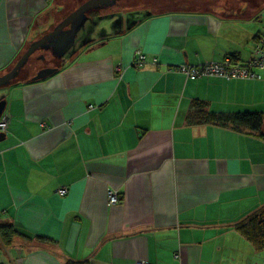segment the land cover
Masks as SVG:
<instances>
[{
    "label": "crops",
    "instance_id": "obj_1",
    "mask_svg": "<svg viewBox=\"0 0 264 264\" xmlns=\"http://www.w3.org/2000/svg\"><path fill=\"white\" fill-rule=\"evenodd\" d=\"M56 2L0 0V74L68 14L44 20ZM130 6L56 72L7 88L0 224L17 232L0 264H264L236 226L264 205V139L191 117L196 100L210 115L260 111L264 133V67L249 79L177 69L249 60L264 0Z\"/></svg>",
    "mask_w": 264,
    "mask_h": 264
},
{
    "label": "rangeland",
    "instance_id": "obj_2",
    "mask_svg": "<svg viewBox=\"0 0 264 264\" xmlns=\"http://www.w3.org/2000/svg\"><path fill=\"white\" fill-rule=\"evenodd\" d=\"M55 9L52 10L51 14H48L44 20H48L49 23H54L63 15L78 7L79 4L87 0H57ZM132 1V2H131ZM136 0H118L114 4L100 8L96 10H91L88 12V17L83 21V23L77 29L76 35L74 37L73 44L64 52L60 58H56L51 54L48 49H37L28 57L27 61L21 66L19 73L13 79L24 80L30 79L36 72L43 67H61L67 61L70 60L71 55L79 50L80 47L85 43L87 37H91V40L95 38L96 32L100 34H106L111 32V30L118 29L120 26L118 23L121 20H126L131 16H135L133 13L134 9L132 6ZM131 2V3H128ZM192 4V3H191ZM153 9H142V14L151 13ZM133 18V17H132ZM49 24V25H50ZM49 25H47L49 27ZM41 30H37L35 35L40 33ZM80 45L78 46L79 41ZM28 43V42H27ZM11 82L0 86V100L6 101V90L9 88ZM4 115V112L3 114ZM4 140L0 141V145L4 144Z\"/></svg>",
    "mask_w": 264,
    "mask_h": 264
},
{
    "label": "water",
    "instance_id": "obj_3",
    "mask_svg": "<svg viewBox=\"0 0 264 264\" xmlns=\"http://www.w3.org/2000/svg\"><path fill=\"white\" fill-rule=\"evenodd\" d=\"M117 0H87L74 8L64 18H62L48 32L40 38L33 40L28 44L24 51L20 54L15 63L6 72L0 74V86L10 83L19 73L21 66L27 61L30 54L37 49H48L51 54L60 58L64 52L73 44L77 29L88 17V12L100 8L108 7L114 4ZM58 70V67H43L40 68L30 81L45 78ZM6 101L0 100V116L5 109ZM5 138V132L0 131V140ZM1 246L6 249L0 238Z\"/></svg>",
    "mask_w": 264,
    "mask_h": 264
},
{
    "label": "trees",
    "instance_id": "obj_4",
    "mask_svg": "<svg viewBox=\"0 0 264 264\" xmlns=\"http://www.w3.org/2000/svg\"><path fill=\"white\" fill-rule=\"evenodd\" d=\"M48 12V11H47ZM70 12V11H69ZM49 14V12L47 13ZM191 117L196 120L212 119L219 123L230 124L232 127L239 128V126L246 127L251 132L257 133L264 139V133L261 130L263 114L260 111H241L229 114L222 113H207L205 110V103L196 100L192 104ZM237 229L241 234L248 239L256 249L264 248V205L256 212L249 214L246 218L236 223ZM17 230L11 224H0V238L3 244L7 246L11 243L12 236ZM37 240L47 242V238L37 236ZM67 264H87L86 261L70 260Z\"/></svg>",
    "mask_w": 264,
    "mask_h": 264
},
{
    "label": "built area",
    "instance_id": "obj_5",
    "mask_svg": "<svg viewBox=\"0 0 264 264\" xmlns=\"http://www.w3.org/2000/svg\"><path fill=\"white\" fill-rule=\"evenodd\" d=\"M136 62L143 60L144 55L140 51H136ZM264 67V33L260 34L257 42L252 50V56L245 62H238L232 56H225L220 61H210L195 66L181 65L177 69L184 72L187 76L195 77L202 75H219L226 79L232 78H257L259 77L256 68ZM7 126V116H0V131H5ZM59 193H63L64 189H59ZM119 197L116 190L107 191V201L109 204L118 202ZM136 264H144L137 262Z\"/></svg>",
    "mask_w": 264,
    "mask_h": 264
},
{
    "label": "flooded vegetation",
    "instance_id": "obj_6",
    "mask_svg": "<svg viewBox=\"0 0 264 264\" xmlns=\"http://www.w3.org/2000/svg\"><path fill=\"white\" fill-rule=\"evenodd\" d=\"M80 4H81V3H80ZM80 4H79V5H80ZM75 8H76V7H75ZM72 10H73V9H72ZM72 10H71V11H72ZM71 11H70V12H71ZM68 13H69V12H68ZM19 56H20V55H19ZM19 56H18V57H19ZM18 57H17V59H18ZM17 59H16V60H17ZM14 63H15V62H14Z\"/></svg>",
    "mask_w": 264,
    "mask_h": 264
}]
</instances>
